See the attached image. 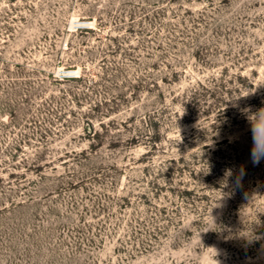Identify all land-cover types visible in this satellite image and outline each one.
<instances>
[{
    "label": "rangeland",
    "instance_id": "374dc122",
    "mask_svg": "<svg viewBox=\"0 0 264 264\" xmlns=\"http://www.w3.org/2000/svg\"><path fill=\"white\" fill-rule=\"evenodd\" d=\"M261 109L264 0H0V264H264Z\"/></svg>",
    "mask_w": 264,
    "mask_h": 264
},
{
    "label": "clouds",
    "instance_id": "9594fccd",
    "mask_svg": "<svg viewBox=\"0 0 264 264\" xmlns=\"http://www.w3.org/2000/svg\"><path fill=\"white\" fill-rule=\"evenodd\" d=\"M255 146L253 148V162L259 163L264 158V109L260 110L259 117L253 121Z\"/></svg>",
    "mask_w": 264,
    "mask_h": 264
},
{
    "label": "bare ground",
    "instance_id": "6f19581e",
    "mask_svg": "<svg viewBox=\"0 0 264 264\" xmlns=\"http://www.w3.org/2000/svg\"><path fill=\"white\" fill-rule=\"evenodd\" d=\"M83 23H88V24H91L92 22H89V21H85V22H83Z\"/></svg>",
    "mask_w": 264,
    "mask_h": 264
}]
</instances>
